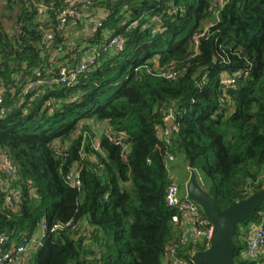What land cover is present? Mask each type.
I'll use <instances>...</instances> for the list:
<instances>
[{
    "label": "trees",
    "instance_id": "16d2710c",
    "mask_svg": "<svg viewBox=\"0 0 264 264\" xmlns=\"http://www.w3.org/2000/svg\"><path fill=\"white\" fill-rule=\"evenodd\" d=\"M6 1L0 159L8 154L17 165L23 198L16 209L6 206L0 168V238L18 245L43 222L49 230L71 223L48 230L26 264H167L172 248L192 264L207 242L184 239L174 221L168 160L182 158L221 209L264 189V0H89V21L105 14L90 46L115 34L125 51L102 56L71 87L30 96L23 93L29 80L59 72L54 53L69 47L58 15L70 5ZM38 6L52 10L41 14ZM169 115L172 133L161 140ZM262 214L264 205L237 226L238 264H255L243 254Z\"/></svg>",
    "mask_w": 264,
    "mask_h": 264
},
{
    "label": "built area",
    "instance_id": "2783aa9c",
    "mask_svg": "<svg viewBox=\"0 0 264 264\" xmlns=\"http://www.w3.org/2000/svg\"><path fill=\"white\" fill-rule=\"evenodd\" d=\"M89 0L77 1L68 0L67 4L70 6L66 9L59 11V21L61 22V28L68 30V18L77 17L83 13V17L90 20L87 10L92 3ZM78 3L82 4L80 11L78 10ZM41 14L52 8L45 6H38ZM101 28L102 21L99 20L95 24L94 28ZM47 43L51 44L54 42V34L49 31L46 34ZM126 49L124 40L121 36H116L111 34L106 36V42L98 47H90L88 50V55L79 59L76 66L63 65L60 67L57 75L52 71H49L50 75H55L51 78H45L42 74L37 75V79L29 80L23 89L24 96H30L33 92L38 91L41 87H55V85H63L66 87H71L84 75L89 73L93 68L99 65V61L102 56L110 55L112 53L119 54L124 52ZM169 77H174L172 74ZM227 85H231V81L225 82ZM2 93L4 90L0 91V106L3 105ZM5 110L0 112V121H2L5 116ZM172 122L173 116L169 115L165 119L166 128L158 132L161 140H166L172 133ZM126 137L121 136L119 141L125 140ZM0 168L2 173L6 176L7 182L4 184L5 200L6 206L11 209H16L19 207L22 201L23 194L22 191L14 184V180L18 175V167L15 164L12 157L8 154H3L0 159ZM68 182L73 186H78L80 184L79 177L77 174H73L68 177ZM166 203L168 207L175 209L177 211V216L174 221L180 225L183 230V238L188 239L187 229L194 230L199 239L205 240L207 243L205 245L207 251L210 248V241L213 237L214 226L207 220L203 219V212L201 208L194 202L188 201L186 195L182 196L180 184L175 178V176L170 174V184L166 192ZM3 206L0 200V211H2ZM205 217V216H204ZM72 224L68 223L64 226H54L49 230L48 225L43 222L39 229L34 232H27L24 236L23 242L20 244H15L11 242L9 237L3 236L0 238V264H26L31 258V255L42 246V241L48 234L56 233L59 230H63L71 227ZM176 249L172 248L169 251L167 264H185L176 258ZM195 255V254H194ZM193 255V256H194ZM247 259H250L255 264H264V214L261 215V219L258 224L251 227V232L247 237V250L244 253ZM193 264V263H192Z\"/></svg>",
    "mask_w": 264,
    "mask_h": 264
},
{
    "label": "water",
    "instance_id": "95a60500",
    "mask_svg": "<svg viewBox=\"0 0 264 264\" xmlns=\"http://www.w3.org/2000/svg\"><path fill=\"white\" fill-rule=\"evenodd\" d=\"M190 173L185 191L187 200L196 203L205 218L214 226L210 248L207 251L196 253L192 257V263L238 264L235 243L237 226L253 219L264 205V189L227 209H221L215 199L203 188L198 173L191 167Z\"/></svg>",
    "mask_w": 264,
    "mask_h": 264
},
{
    "label": "crops",
    "instance_id": "0c3cea01",
    "mask_svg": "<svg viewBox=\"0 0 264 264\" xmlns=\"http://www.w3.org/2000/svg\"><path fill=\"white\" fill-rule=\"evenodd\" d=\"M77 1H83V0H77ZM6 0H0V8H3V6L6 4ZM104 12H100L96 14V16H93L91 18V21L87 20L85 18L84 21H81L79 23H73L68 27V30L66 32L65 38L68 40V47L69 49L67 51H56L54 53V57L58 60V65H69L74 66L77 65V60L80 59V57H85L88 55V50L91 43L90 40H92L94 31L96 28H94L97 21L104 18ZM82 18V16H77ZM78 21V20H77ZM10 22H6V24H9ZM77 49V51H76ZM86 49H88L86 51ZM75 51V52H74ZM77 52V53H76ZM77 62V63H76ZM188 239L193 241H198L199 236L198 234L192 230L187 229ZM243 257L245 255L243 254Z\"/></svg>",
    "mask_w": 264,
    "mask_h": 264
},
{
    "label": "rangeland",
    "instance_id": "374dc122",
    "mask_svg": "<svg viewBox=\"0 0 264 264\" xmlns=\"http://www.w3.org/2000/svg\"><path fill=\"white\" fill-rule=\"evenodd\" d=\"M11 23L6 24L7 28H11ZM226 80L225 82H227ZM169 172L171 175L175 176L177 178L180 187H181V194L182 196H185L186 193V184L190 179L191 173H190V166H188L182 158H173L170 157L169 160ZM201 181L204 182V179L201 178Z\"/></svg>",
    "mask_w": 264,
    "mask_h": 264
}]
</instances>
